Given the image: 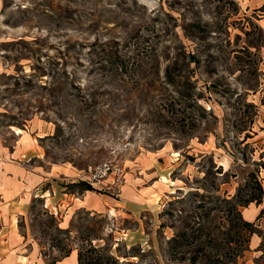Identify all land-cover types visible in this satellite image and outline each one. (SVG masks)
<instances>
[{
	"label": "rangeland",
	"instance_id": "obj_1",
	"mask_svg": "<svg viewBox=\"0 0 264 264\" xmlns=\"http://www.w3.org/2000/svg\"><path fill=\"white\" fill-rule=\"evenodd\" d=\"M260 14L240 0H0L8 160L69 172L75 187L103 162L120 168L91 185L117 209L65 203L66 228L35 199L15 218L49 264L89 242L124 264H192L189 246L204 249L195 264H264V201L241 207L258 233L239 258L244 228L222 202L249 192L264 155ZM243 118L255 121L245 142ZM199 223L217 243L234 241L219 253L209 239L187 244L175 257L168 240Z\"/></svg>",
	"mask_w": 264,
	"mask_h": 264
},
{
	"label": "crops",
	"instance_id": "obj_2",
	"mask_svg": "<svg viewBox=\"0 0 264 264\" xmlns=\"http://www.w3.org/2000/svg\"><path fill=\"white\" fill-rule=\"evenodd\" d=\"M249 9L258 10V23L264 28V0H240ZM29 150L30 146L22 148ZM11 149L0 139V264H49L42 255L39 244L26 242V237L17 225L15 218L23 217L35 199L55 205L62 218V227H68L71 217H64L65 203L70 209H117L115 204L99 196L95 190L76 186L69 176L58 168L43 167L37 163H12L8 160ZM17 153V150H16ZM74 185V186H72ZM49 203V204H47ZM54 264H79L78 249L69 255L59 257Z\"/></svg>",
	"mask_w": 264,
	"mask_h": 264
},
{
	"label": "trees",
	"instance_id": "obj_3",
	"mask_svg": "<svg viewBox=\"0 0 264 264\" xmlns=\"http://www.w3.org/2000/svg\"><path fill=\"white\" fill-rule=\"evenodd\" d=\"M257 111L258 109H256L255 114H257ZM254 122L255 121H253V119L248 122L246 118H243L240 122L241 126H239L240 124L237 126V130H239L241 133L248 131L246 132V135L244 136L242 142L247 141V139L252 136L250 131H253L252 129L254 127ZM249 125H251L250 128H247L249 127ZM254 134H257V132L254 131ZM261 159L262 160L257 163L258 168L250 172L249 179L246 182L245 187H247V189L249 188V192L242 194L243 189H240L236 198L222 199V202L224 201L226 205L225 212L227 213L226 215L227 218H229V221L238 226L239 228L240 226L244 228V231H242V233H245V235L242 236V234H240V238L242 237V240L240 239L238 242L237 258L242 256V254L246 250H249V241L251 235L258 233V227H256L255 222L248 221L243 218L241 207L249 206L253 202H256L258 205H261L264 201V176H261L262 172L264 173V155L261 156ZM85 187L87 190H95L93 186L89 184H85ZM205 204L206 202L201 201L198 206L201 207ZM263 213L264 209L261 211L260 215L258 216V219L261 218ZM235 219L239 222H237ZM247 233L249 234L248 238L246 239ZM207 239H209L208 242L210 244V247L215 249L218 253L234 241L233 238H231V234L228 233V236L226 237L224 243H217V241L212 238V235L206 231V228L203 223H199V227L192 230L190 234L183 231L169 239V250L172 249L176 257L178 253L184 252V249L187 244L192 243L193 245L195 242L204 243V241H206ZM72 250L73 249H70L66 253V255H69ZM191 251H194L196 255L191 258V263L195 264L196 261L199 259L200 254L204 252V249H192V246H189L186 252L189 253ZM78 257L79 264H124L120 262V260L116 258L111 252H109L106 247L97 246L93 244V242H89V246L87 248L78 249ZM206 257L211 258V256Z\"/></svg>",
	"mask_w": 264,
	"mask_h": 264
},
{
	"label": "built area",
	"instance_id": "obj_4",
	"mask_svg": "<svg viewBox=\"0 0 264 264\" xmlns=\"http://www.w3.org/2000/svg\"><path fill=\"white\" fill-rule=\"evenodd\" d=\"M118 168L112 161H106L97 165L88 175L87 181L90 185H97L102 182L110 173L118 172Z\"/></svg>",
	"mask_w": 264,
	"mask_h": 264
},
{
	"label": "bare ground",
	"instance_id": "obj_5",
	"mask_svg": "<svg viewBox=\"0 0 264 264\" xmlns=\"http://www.w3.org/2000/svg\"><path fill=\"white\" fill-rule=\"evenodd\" d=\"M19 134H22V135H25L26 134V132L25 131H23L22 129H18V131H17ZM25 137H27L26 135H25Z\"/></svg>",
	"mask_w": 264,
	"mask_h": 264
}]
</instances>
